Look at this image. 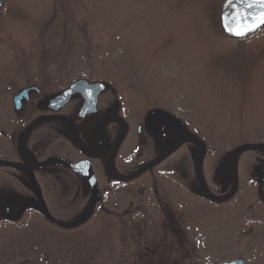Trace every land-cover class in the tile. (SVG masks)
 Returning a JSON list of instances; mask_svg holds the SVG:
<instances>
[{
	"label": "rangeland",
	"instance_id": "1",
	"mask_svg": "<svg viewBox=\"0 0 264 264\" xmlns=\"http://www.w3.org/2000/svg\"><path fill=\"white\" fill-rule=\"evenodd\" d=\"M4 1L0 109H13V95L29 85L58 94L80 78L102 82L99 108L117 110L134 126L143 122L151 159L184 135L199 136L206 144L202 173L215 180L210 190L218 197L230 191L233 153L264 143V26L244 39L226 36L225 0ZM168 117L180 121L181 134L166 126ZM199 152L198 144H185L157 168L180 160L185 166L171 173H195ZM237 167V194L203 203L200 264H264V149L242 153Z\"/></svg>",
	"mask_w": 264,
	"mask_h": 264
},
{
	"label": "flooded vegetation",
	"instance_id": "2",
	"mask_svg": "<svg viewBox=\"0 0 264 264\" xmlns=\"http://www.w3.org/2000/svg\"><path fill=\"white\" fill-rule=\"evenodd\" d=\"M58 94L29 85L0 109V264H200L203 203L229 201L205 194L215 180L198 161L195 173H171L180 160L158 169L168 157L138 173L158 158L143 122L103 113L101 94L97 112L83 115L80 93L54 110Z\"/></svg>",
	"mask_w": 264,
	"mask_h": 264
},
{
	"label": "water",
	"instance_id": "3",
	"mask_svg": "<svg viewBox=\"0 0 264 264\" xmlns=\"http://www.w3.org/2000/svg\"><path fill=\"white\" fill-rule=\"evenodd\" d=\"M5 1L0 0V9L3 7ZM264 14V8L260 6L259 0H225L221 10H220V24L223 33L234 39H244L254 33H256L259 29H261L264 25L258 23V18ZM241 33V34H237ZM106 90V85L102 82H90L86 79L80 78L75 80L69 84V86L56 95L55 97L48 100V103L54 110H59L62 106H64L73 95L80 93L83 95L85 99V103L81 109L83 115L85 113H94L97 112V96ZM27 93V89H24L16 98V101L20 100V97ZM118 117L117 115H113L109 117L106 121V124L110 119ZM166 126L176 134L182 133L181 123L177 118L168 117L165 119ZM128 125L125 124V132L124 135L127 134ZM188 143H196L200 146V155L197 163V173L199 175L202 174L201 168L204 161L206 144L202 141V139L195 135L189 134L180 137L170 149L164 152L157 159L151 161L148 165L141 168L138 173H143L148 167L160 162L161 160L169 157L174 152H176L183 145ZM256 149H264V143L262 144H251L243 146L237 149L230 160V170L231 175L234 181V187L232 191L224 196V197H215L211 195L205 187H203L205 194L215 202H225L230 200L237 192L239 181H238V158L239 156L246 152ZM85 163H88L85 161ZM74 167L79 166L72 165ZM114 172V171H113ZM259 184H260V195L264 202V172L259 176ZM222 264H246L243 258H238L232 261L223 262Z\"/></svg>",
	"mask_w": 264,
	"mask_h": 264
},
{
	"label": "snow or ice",
	"instance_id": "4",
	"mask_svg": "<svg viewBox=\"0 0 264 264\" xmlns=\"http://www.w3.org/2000/svg\"><path fill=\"white\" fill-rule=\"evenodd\" d=\"M260 6L262 8H264V0H259ZM258 23L261 25H264V14H262L259 18H258ZM237 34H241V33H237Z\"/></svg>",
	"mask_w": 264,
	"mask_h": 264
}]
</instances>
